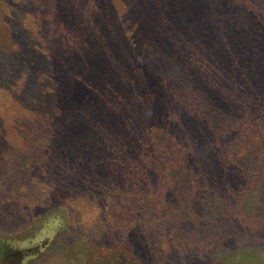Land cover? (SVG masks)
Returning a JSON list of instances; mask_svg holds the SVG:
<instances>
[{
  "label": "trees",
  "instance_id": "trees-1",
  "mask_svg": "<svg viewBox=\"0 0 264 264\" xmlns=\"http://www.w3.org/2000/svg\"><path fill=\"white\" fill-rule=\"evenodd\" d=\"M19 1L56 31L11 52L60 227L49 264H189L207 223L264 242V0ZM30 250L0 240V259Z\"/></svg>",
  "mask_w": 264,
  "mask_h": 264
},
{
  "label": "rangeland",
  "instance_id": "rangeland-1",
  "mask_svg": "<svg viewBox=\"0 0 264 264\" xmlns=\"http://www.w3.org/2000/svg\"><path fill=\"white\" fill-rule=\"evenodd\" d=\"M19 2L0 0V240L7 241L13 250L30 248L31 255L23 263L18 257L1 258L0 263L49 264L50 258L60 255L62 240L57 237L60 227L52 212L42 215L48 211L53 198L47 186L49 181H39L41 143L35 136L32 115L24 108L30 105L27 100L35 94L32 89L23 88V74L19 67L13 66L15 59L11 52L23 46L20 33L33 36L46 48L56 31L45 30L37 9ZM217 204L220 202L215 201L214 205ZM82 208L83 203L75 207L73 219L84 224ZM218 225L222 231L214 234L210 228ZM218 225L207 223L201 229L206 228V233L188 238L183 248L187 256H183L182 248L179 251L182 258L190 257L189 264H264L262 239L242 235L239 228L223 229L221 223ZM83 255L80 262L74 260L73 264H91L94 256L107 260L101 253ZM118 257V260L113 257V264L124 261V264H154L151 257L146 258L138 251Z\"/></svg>",
  "mask_w": 264,
  "mask_h": 264
}]
</instances>
